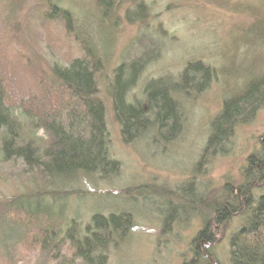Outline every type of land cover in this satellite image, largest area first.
Here are the masks:
<instances>
[{
	"label": "rangeland",
	"instance_id": "obj_1",
	"mask_svg": "<svg viewBox=\"0 0 264 264\" xmlns=\"http://www.w3.org/2000/svg\"><path fill=\"white\" fill-rule=\"evenodd\" d=\"M53 5L70 15V37L59 23L40 26L44 8ZM16 20L24 53L45 72L77 56L79 45L101 61L97 98L105 110L109 157L118 170L105 181L78 176L64 189L71 195L66 208L80 226L94 214L130 216V229L113 238L104 264H187L205 215L214 238L209 264H229V240L251 214L214 229L212 210L202 207L204 201H220L226 186L245 185L248 157L264 152V104L234 126L221 150L206 147L224 102L264 75V0H25ZM140 63L127 102L142 101L152 82H162L171 92L189 65L211 73L207 86L172 91L180 126L170 141H161L153 130L123 143L110 88L115 70L126 67L125 80L130 81L131 66ZM47 189L41 175L20 162L0 163V206L23 196H45ZM263 195L264 185L253 189L252 202ZM29 249L20 251L14 263L19 257L28 260Z\"/></svg>",
	"mask_w": 264,
	"mask_h": 264
},
{
	"label": "trees",
	"instance_id": "obj_2",
	"mask_svg": "<svg viewBox=\"0 0 264 264\" xmlns=\"http://www.w3.org/2000/svg\"><path fill=\"white\" fill-rule=\"evenodd\" d=\"M24 8L25 0H0V163L20 162L38 172L50 197L23 196L15 203L0 206V264H35L36 258L38 262L45 258L44 264H104L113 238L124 237L130 229V216L94 214L85 226H80L72 210L66 208L67 196L71 195L64 189L78 176L105 181L118 170L109 157L105 110L97 98L96 81L102 64L79 45L77 56L64 64L51 65L49 73L41 70L24 53L16 20ZM60 11L55 5L46 6L42 14L45 21H40V26L59 23L60 30L70 37L74 31L71 17ZM142 66H131L130 81L125 80L126 67H119L110 88L123 143L153 130L161 141H170L180 126L172 91L176 87L195 90L207 86L211 73L202 66L189 65L180 76V85L170 86L171 92L163 88L162 82H152L143 90L142 101L127 102V93ZM27 72H31V83ZM262 104L264 75L250 83L243 94L224 102L211 124L206 148L221 150L234 126L251 117ZM247 165L244 186L233 190L226 186L220 201H204L202 207L212 210L214 229L234 217L241 220L251 214L250 221L229 240V264H264V195L258 202L251 198L252 190L264 185V152L248 157ZM56 208H60L59 213L54 211ZM206 218L208 215L190 244L192 259L187 264L210 263L214 238L209 229L211 221ZM26 248H30L27 255L31 260L19 257L14 263Z\"/></svg>",
	"mask_w": 264,
	"mask_h": 264
},
{
	"label": "bare ground",
	"instance_id": "obj_3",
	"mask_svg": "<svg viewBox=\"0 0 264 264\" xmlns=\"http://www.w3.org/2000/svg\"><path fill=\"white\" fill-rule=\"evenodd\" d=\"M53 15H54V14H53ZM53 15H52V17L54 18V17L56 16V14H55V16H53ZM53 18H52V20H53ZM50 19H51V18H50ZM261 212H263V208L260 209V213H261Z\"/></svg>",
	"mask_w": 264,
	"mask_h": 264
}]
</instances>
